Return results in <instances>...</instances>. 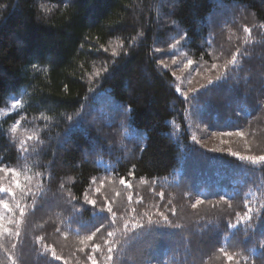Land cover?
<instances>
[{
  "label": "trees",
  "instance_id": "1",
  "mask_svg": "<svg viewBox=\"0 0 264 264\" xmlns=\"http://www.w3.org/2000/svg\"><path fill=\"white\" fill-rule=\"evenodd\" d=\"M262 85L264 0H0V264H264Z\"/></svg>",
  "mask_w": 264,
  "mask_h": 264
},
{
  "label": "snow or ice",
  "instance_id": "2",
  "mask_svg": "<svg viewBox=\"0 0 264 264\" xmlns=\"http://www.w3.org/2000/svg\"><path fill=\"white\" fill-rule=\"evenodd\" d=\"M245 31H251V30L248 29V28H245ZM182 39H187V34H183V35H182ZM180 43H181V40H177V41H176V44H173L172 47L175 48L176 45H178V44H180ZM238 54L242 55V53H239V51H238ZM236 59H237V56H236V55H233V56H232V60L230 61V63H231V64H235ZM188 63H189V64H192V61L189 60ZM212 67H213V68H216V65L213 64ZM226 68H227V66H226ZM98 74H99V73H97V75H98ZM218 79H219V78H218ZM213 82H214L213 80H209V81H208L209 84H211V83H213ZM262 87H264V85H262ZM178 91H179V89H178ZM185 99H186V100L188 99L187 94H185ZM21 103H22L21 100L16 99V100H14V102L11 104V107H12L13 109H15V108H17ZM125 111H127V112H131L132 109H131V107L129 106L128 108L125 109ZM12 131L14 132V131H15V128H13ZM237 134H238V135H242V133H237ZM193 139H195V137H194ZM232 154H233V155H237V153H232ZM241 159H248V160H250V161L253 162V163L264 162V155H260V156H249V157H241ZM0 163H2V161H0ZM0 171H9V172H10L11 174H13V175L16 174L14 169L0 168ZM120 182H121V184L126 183L125 180H123V179H122ZM14 183L16 184V187H19V186H20L18 181H14ZM93 183H95V181H93ZM97 191H99V189H97ZM0 193H6V194H9V195H11V196H15V192L13 191L12 187H0ZM86 203L89 204V205H91V207H92L93 210H97V209H98V210H100V211H107V213L112 214V215H115V213H113V209H112V207H111V206H108V205H107V202H105V206L100 207V208H97L98 201H96V200H86ZM197 203H200V201H197ZM0 204H2L3 207H4L5 209H8V208H9L8 203L5 202V201L0 200ZM229 207H231V205H229ZM245 208H246V211L243 213L242 216H241L240 213H237L236 215H237V219H238V221L243 222V223H246V224L248 225V227L245 229V232H246V234H249V230H251L252 232H255V228H253V217H254V214H253V212H252V209H251L247 204H245ZM34 210H35V209H34ZM21 214L23 215V209H21ZM262 223H264V219L261 220V224H262ZM229 226H230V227H235V225H229ZM258 226H259V225H258ZM0 227H2V225H0ZM102 227H103V225L98 226V227L96 228L95 232H100L101 229H102ZM4 231H7V229H4ZM93 235H95V233H93ZM107 235H108V236H111L112 233L109 232ZM92 238H93V236H89V237H88L89 240H91ZM259 246H260V247H264V239H262L261 241H259ZM95 247H96L97 249H99L100 246H99V245H96ZM221 251H223V249H221ZM108 252H109V253L112 252V248H111V247L108 248ZM52 256H53V258L56 259V260H60V259H61V257L57 256V255L55 254L54 251H53V253H52ZM88 258H89L90 260H92V264H96V261H95L94 259H92L91 256H89ZM108 259L110 260V259H112V257L109 255V256H108ZM227 259H228L229 261H231V260L233 259V257H232V256H228Z\"/></svg>",
  "mask_w": 264,
  "mask_h": 264
},
{
  "label": "rangeland",
  "instance_id": "3",
  "mask_svg": "<svg viewBox=\"0 0 264 264\" xmlns=\"http://www.w3.org/2000/svg\"><path fill=\"white\" fill-rule=\"evenodd\" d=\"M182 71V70H181ZM180 71V72H181ZM183 73H184V71H182ZM183 76V75H182ZM176 77H177V79L180 81V75H179V72L178 73H176ZM191 81V77H187L186 79L184 78V81H182L183 82V84L181 83V81H180V84L183 86V85H185V83L187 82V84L189 83ZM184 92H187L186 90H184ZM13 102H11V104H12ZM11 104H10V107H9V109H8V111L10 112L11 110H13V108L11 107ZM4 114V113H3ZM228 138V137H227ZM227 138L226 137H224L223 135H215V137H213V139H214V141H212V142H214V145H216L217 143H218V145H220L221 147L223 146L222 145V143H224V141L225 140H227ZM211 140V139H210ZM203 141H205V140H203ZM207 142V141H206ZM228 142V141H227Z\"/></svg>",
  "mask_w": 264,
  "mask_h": 264
}]
</instances>
